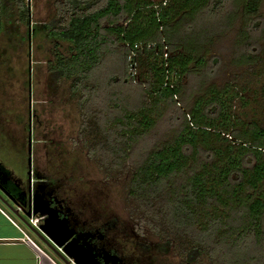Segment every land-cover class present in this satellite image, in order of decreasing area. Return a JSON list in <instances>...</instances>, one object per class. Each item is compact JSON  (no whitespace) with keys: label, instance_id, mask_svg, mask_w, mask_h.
<instances>
[{"label":"trees","instance_id":"trees-1","mask_svg":"<svg viewBox=\"0 0 264 264\" xmlns=\"http://www.w3.org/2000/svg\"><path fill=\"white\" fill-rule=\"evenodd\" d=\"M25 1L0 0V36L7 42L0 49L2 55L28 39L31 21ZM216 2H54L55 14L42 28L45 37L53 43V60L47 63L46 69L54 92L49 102L67 107L68 119L75 125L69 137L72 149H84L85 155L104 167L107 174L109 167L120 168L128 159L125 149L109 140L116 134L115 130L110 136L102 128L104 124L97 125L103 107L98 114L89 110L95 102L92 99L97 88L94 82L105 46L117 44L126 58L132 56L131 68L145 72L132 80L139 81L144 98L146 95L153 101L152 108L144 102L138 110L124 111L117 119L102 116L110 129L120 125L121 132L116 135L123 147L129 148L153 128L163 108L167 109L169 103H175L176 97H180L176 79L190 77L193 67L202 65L203 69L204 61L213 57L208 48L204 52L206 42L195 43L191 55L190 50L184 51L189 47L184 49L179 44L175 48L180 33L177 28L169 34L168 29L178 26L187 14L208 10L210 17L219 16L216 14L219 1ZM240 2L243 20L256 15L260 0ZM187 24L191 26L188 28L193 27ZM33 31L32 26L31 36ZM200 31L191 34L203 36L206 30ZM253 59L243 55L233 65L240 66ZM195 71L200 72L201 67ZM236 81L233 77L222 88L209 86L202 97L195 98L189 112L186 116L183 114L180 128L168 141L152 147L130 174L126 199L134 207L131 211L136 219L133 233L141 237L146 231L158 239L153 246L143 244L144 248L166 252L168 247H175L183 264H225L223 258L227 255H231L227 264H264V127L234 116L231 100H243V93L250 89L244 85L237 87ZM155 103L159 104L158 109L153 106ZM59 142L58 146L64 144ZM33 175L32 185L43 188L47 181L43 184V178L35 170ZM48 181L59 184L51 177ZM0 188L20 208L27 210L26 184L1 161ZM47 190L50 189H43ZM50 200L61 207L58 197ZM42 217L40 214L42 222L37 228L45 224ZM57 218L61 220L58 215ZM106 227H99L96 234L104 235Z\"/></svg>","mask_w":264,"mask_h":264},{"label":"rangeland","instance_id":"rangeland-1","mask_svg":"<svg viewBox=\"0 0 264 264\" xmlns=\"http://www.w3.org/2000/svg\"><path fill=\"white\" fill-rule=\"evenodd\" d=\"M55 1L58 0H26L25 4L30 10L29 29L32 31V26L34 29L30 42L27 39L21 45L16 44L8 48L4 55L0 50V161L27 186V139L31 130L32 170L38 173L39 178H43L40 179L43 184L47 181L42 190L49 188L46 192L50 198L60 199V210L81 230L91 233L99 227L107 226L106 230L103 229L104 241L101 244L105 245L106 250L117 254L122 259L121 264H183L175 247H168L166 252L149 250L143 244L153 246L158 239L146 231L141 237L134 235L136 219L131 214L134 207L126 199L130 174L152 147L168 141L180 128L183 114L186 116L195 98L202 97L209 86L224 87L233 77L237 78V87L244 85L250 88V92L243 93V100H231L234 116L245 122L253 120L264 127V0H260L256 15L249 16L245 21L240 0H217L219 4L216 9L219 11L216 14L219 13V16L210 17L207 15L210 12L208 10L200 14H187L178 22V26L168 29L169 34L177 28L180 33L175 48L179 44L184 49L189 47L184 51L187 53L190 50L191 55L195 43L206 42L208 44L204 52L208 48L213 57L207 59L208 64L207 60L201 63L206 67L202 69L201 65L200 72L193 73L200 70L198 65L193 67L190 77L176 79L179 81L180 97H176L175 103H169L167 109L163 108L153 128L138 137V141L129 148L123 147L124 144L117 136L121 132L120 125H109L113 127L110 129L105 118H120L124 111H136L144 102L152 108L153 101L146 98V95L144 98L139 81L135 83L132 80L140 73L145 75L143 69L135 72L129 64L130 57L126 58L117 44L105 46V55L99 63L94 82L97 88L92 99L96 108L91 106L89 110L97 111L98 114L103 107L97 125L104 124L101 127L110 136L112 130H115L117 135L111 136L110 142L121 146L128 155L124 165L120 168L109 167L108 174L104 167H99L95 160L85 155L84 149H72L69 137L75 125L68 119L67 107L58 106L59 103L51 105L49 102L54 92L50 88L52 85H49L46 69L47 63L53 60V43L45 37L42 28L55 14ZM230 14H234L233 17ZM187 22L192 24L193 30L188 28L191 26ZM200 29L206 30L203 36L191 34L196 30L201 32ZM6 43L1 37L0 49ZM243 55L254 59L249 64L245 62L234 66V60ZM108 106L110 110H107ZM153 106L158 109L159 104ZM72 111L75 112L74 107ZM59 141L64 144L58 146ZM106 175H109L108 178ZM49 177L59 184H49ZM33 178L35 176L32 173V182ZM39 215L35 218L37 224L42 222ZM14 218L55 264H67L34 233L33 229L38 228ZM26 220L28 222L29 219ZM230 259L231 255L223 258L225 264ZM107 261L103 263L107 264Z\"/></svg>","mask_w":264,"mask_h":264},{"label":"water","instance_id":"water-1","mask_svg":"<svg viewBox=\"0 0 264 264\" xmlns=\"http://www.w3.org/2000/svg\"><path fill=\"white\" fill-rule=\"evenodd\" d=\"M31 39V31L29 29L28 41ZM30 71V67H29ZM30 86V85H29ZM29 94L31 92L29 91ZM30 96V95H29ZM31 101V100H30ZM32 139L31 130L29 131L27 139V210L19 207L18 203L5 193L0 188V202L6 206L10 212L17 217L20 221L28 225L26 218H31L36 214L49 215L48 219H45L44 225L34 230V233L39 236L44 242L50 245L57 255H59L67 264H98V257L112 260V264H115L116 257H110L106 252L96 254L88 244H80L77 239L69 238L72 236L67 232V226L64 221L57 218L56 215H50L49 211L41 210L40 200L36 201V198L32 191ZM46 206V204H45ZM29 226V225H28ZM67 232V233H66ZM89 235V234H88Z\"/></svg>","mask_w":264,"mask_h":264},{"label":"crops","instance_id":"crops-1","mask_svg":"<svg viewBox=\"0 0 264 264\" xmlns=\"http://www.w3.org/2000/svg\"><path fill=\"white\" fill-rule=\"evenodd\" d=\"M0 209L17 225H13L0 212V264H55L54 261L52 262L45 256L38 254L23 240L24 237L20 229L25 233L26 229L1 202ZM29 237L31 238L30 235Z\"/></svg>","mask_w":264,"mask_h":264},{"label":"flooded vegetation","instance_id":"flooded-vegetation-1","mask_svg":"<svg viewBox=\"0 0 264 264\" xmlns=\"http://www.w3.org/2000/svg\"><path fill=\"white\" fill-rule=\"evenodd\" d=\"M32 191L34 193V196L36 198V201L40 200L41 202V210H46L49 211L50 215L52 214L54 215H58L61 219V221H64L66 223L67 226V232L68 234H71L72 236L69 238V240L71 239H77L78 242L80 244H88L92 249H94V252L96 254H103L104 252H106L110 257H116L117 261L115 264H121V258L119 256H117V254H114L113 252L111 253V251L106 250L105 245L103 246V235H97L96 233L98 232L97 230L94 232H84V230H81L80 227L78 225H76V223L70 218L67 217V215L65 213L62 212V210H60V206H58L55 201H51L50 196L47 194L46 191L42 190V187H37L36 185H32ZM50 201V202H49ZM50 203V207L48 206V204ZM46 204V206H45ZM49 215H47V213L44 215V219H48ZM66 232V233H67ZM89 234V235H88ZM102 243V244H101ZM98 264H104V260H107L106 258L103 257H98ZM112 260H108L107 264H112Z\"/></svg>","mask_w":264,"mask_h":264},{"label":"built area","instance_id":"built-area-1","mask_svg":"<svg viewBox=\"0 0 264 264\" xmlns=\"http://www.w3.org/2000/svg\"><path fill=\"white\" fill-rule=\"evenodd\" d=\"M132 55H133V53H132ZM132 56H130V58H131ZM0 212L8 219V220H10V222L13 224V225H15V226H17L10 218H9V216L3 211V210H1L0 209ZM37 219H35V217H31V218H29V220H28V224L29 225H31L33 228H37ZM19 228V227H18ZM20 229V228H19ZM20 231H21V233L23 234V237H24V241L27 243V244H29L32 248H34V250L38 253V254H40V255H43V256H45L46 258H48L50 261H52L53 262V260L46 254V252H44L24 231H22V229H20Z\"/></svg>","mask_w":264,"mask_h":264}]
</instances>
